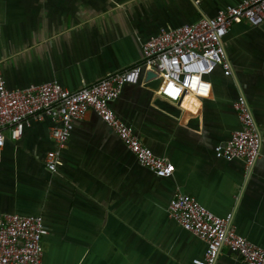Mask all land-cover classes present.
Returning <instances> with one entry per match:
<instances>
[{
  "label": "crops",
  "instance_id": "obj_1",
  "mask_svg": "<svg viewBox=\"0 0 264 264\" xmlns=\"http://www.w3.org/2000/svg\"><path fill=\"white\" fill-rule=\"evenodd\" d=\"M242 0H0V76L9 90L56 82L76 91L141 59V45L162 29L192 25ZM228 70L194 81L176 104L157 95L161 78L142 72L111 108L156 156L170 178L140 166L87 111L59 150L53 122H35L0 143V216H41L42 264H192L205 244L184 231L167 207L176 192L264 250V27L244 21L223 39ZM244 97L259 127L261 157L249 175L240 160L216 159L214 146L240 128L233 102ZM216 264H247L224 249Z\"/></svg>",
  "mask_w": 264,
  "mask_h": 264
},
{
  "label": "built area",
  "instance_id": "obj_2",
  "mask_svg": "<svg viewBox=\"0 0 264 264\" xmlns=\"http://www.w3.org/2000/svg\"><path fill=\"white\" fill-rule=\"evenodd\" d=\"M244 21L264 27V0H242L226 5L213 17H203L192 25L162 29L141 45V59L123 71L84 85L76 91L56 82L30 85L9 90L0 76V143L5 138L19 140L35 122L51 119V137L58 150L48 151L44 164L56 171L59 150L69 140L74 122L87 111L96 113L102 122L133 154L138 164L163 178H170L174 166L156 156L134 131L116 116L111 103L124 86L137 85L143 71L153 70L161 78L157 91L160 99L176 104L192 90L194 81L211 74L216 67L228 70L223 39L229 29ZM240 128L230 139L214 146L216 159L240 160L249 175L261 157V134L244 97L233 102ZM169 216L184 230L205 244L201 258L192 264H216L224 249L236 254L247 264H264V250L236 233L232 214L218 217L194 198L176 192L167 207ZM46 230L41 216L3 214L0 216V264H42V238Z\"/></svg>",
  "mask_w": 264,
  "mask_h": 264
}]
</instances>
